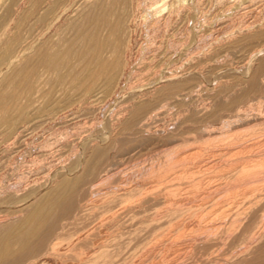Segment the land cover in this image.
<instances>
[{"label":"bare ground","instance_id":"bare-ground-1","mask_svg":"<svg viewBox=\"0 0 264 264\" xmlns=\"http://www.w3.org/2000/svg\"><path fill=\"white\" fill-rule=\"evenodd\" d=\"M70 8L75 11L72 40L63 37L66 28L58 32ZM233 72L244 75L229 78ZM261 87L264 0H0V264H123L124 231L116 206L142 186L133 185L125 195L124 190L109 195V190L101 203L94 197L96 202L80 204L81 192L121 174L124 167L115 165L114 158L130 134L170 140L180 123L218 117L223 109L230 111L218 122L197 128L202 143L225 140L231 153L252 148L264 140V96L255 102L243 97ZM174 148L158 154L162 163L155 172L170 178L153 181L165 188L179 178L176 166L200 154L196 148ZM223 155L201 157L194 168L210 169ZM250 155L233 160L227 170L233 178L264 163L263 154ZM187 170L193 172L192 166ZM228 179L206 186L203 193L210 200L218 188L224 193L205 211L218 210L221 219L231 215L222 231L246 244L231 253L232 259L213 264H264V215L255 212L264 199L260 185L252 183L235 200ZM152 198L156 200L150 193L147 199ZM242 200L248 201L247 209L239 207ZM92 207H102L109 222L78 228L85 216L78 211ZM180 210L176 204L169 216ZM247 216L251 218L244 222ZM207 225L215 232L212 222ZM130 228L132 234L143 229Z\"/></svg>","mask_w":264,"mask_h":264},{"label":"rangeland","instance_id":"rangeland-1","mask_svg":"<svg viewBox=\"0 0 264 264\" xmlns=\"http://www.w3.org/2000/svg\"><path fill=\"white\" fill-rule=\"evenodd\" d=\"M25 5L27 6L28 4L25 3L23 8H26ZM73 6L74 5H72L71 7L74 8ZM72 8L69 9L70 12L69 11H65L63 13V15L61 17V20H60L61 21V25H59L60 28L58 27L59 28L58 32H62L63 29L66 28L65 31L63 32L64 33L63 37L65 38V36H66V39L68 37L71 38V36L73 35V29H71V25H72V23L74 21V17H75L74 12L75 11L74 10L71 11ZM67 19H69V20H67ZM61 29H62V31H61ZM68 32H69V34H68ZM63 33H62V35H63ZM55 36H57V35H54V38H55ZM72 39L73 38H71L70 40H72ZM260 56L258 55L257 57H260ZM237 74H239V76ZM242 74H243V72L242 73L241 72H239V73L238 72H233L232 74H229L228 76H229V78L231 77L233 79L234 78L238 79V78H242L243 77L244 74L243 75ZM260 89H256L255 91L248 92L246 95H244L243 99L244 100L248 99L250 101L255 102V100H257L258 97L262 98L264 95L261 96V94H264L263 93L264 92V87H261ZM202 97H204L203 94H202ZM262 107H264V105H262ZM223 110H220V115L219 116H221V114L222 115L223 114H227L230 111L228 109H223ZM225 111H227V112H225ZM207 116L208 115H206L205 117L202 118V120H204L205 122L204 121H202V122L201 121H193L194 122L193 123L192 121H189V122L186 121V122H188L187 124H186V122H183L182 124L180 123L177 128L171 130L172 131L171 132L172 133V137H171L170 140H165V138L163 139L162 137H159V135L155 136L154 134H147V135H149V136H147L145 133L143 134V132H140L141 134L140 133H136L135 135L134 134H132V135L130 134L131 136L127 135L129 138L127 137L128 139H127V141H125L126 143L124 142L123 146L116 151L117 154H116V156L114 158L116 160L113 159L117 163L115 165H119L120 168L124 167L123 169H121L122 171L120 170L121 174L119 172L120 175L118 177H117V175L115 176L117 179L114 177V178L110 179L111 182L109 180H108L109 182H105L104 183L105 185L104 184L103 185H99L96 188L89 189V191L87 189H85V190H83L81 192L80 198H82L83 200L81 199L80 201H78L80 204L84 203L85 201L86 202H90V200H91V202H93L95 198H96L95 199L96 201L98 200L97 201L98 203H101L100 201L105 200L106 196H108V193L106 195V192H108L109 190L111 192V193L109 192L110 193L109 195H111L112 193H116V192L117 193H121V192H123V190H124V195H125L126 194V190L128 188L132 187L133 185L139 183L140 186H142L140 191L136 190L134 192V193H138V192L141 193L139 195V197H138L137 194H136L137 196L134 195V193H132L129 197H128V194H126L124 196L123 204L122 203L118 204L116 206L117 209L115 208L116 211H120L121 212L120 216L123 219L121 218L119 220L122 222V226H123L122 228L123 229L120 228V230L122 229L124 231V234H123L124 251L120 255L121 258L122 257L123 258L120 259L119 262H121V260H123L124 261L123 264H167V263L168 264H213L214 262L215 263L216 262L217 263H219V262L223 263L227 259L228 260L232 259L234 257L233 254L238 252L246 244V241L243 238H239L238 236L233 237V235L232 236L231 235L227 236V234H224V232L222 231V229L227 226V222H229L228 220H230V218L232 217L231 215H224V216H222V219H221L220 217H216V214H219L218 210H217L218 212L216 211L213 214H210V215L208 214L209 217L207 215V211L209 209L210 204H213L212 203L213 200H214V202L218 201L215 198L218 197V196L221 197L222 194L224 193L222 188L220 187V189L218 188V190L216 192H214L215 193L214 194L215 197L212 200H210L209 197L206 198V194L203 193V192H205V190H206L205 188H206V186L208 184H213V183L215 184V182L220 183V182H223L224 180H225L224 182H227V179H228L227 176L228 175L230 176V174H231L230 178L228 179V181L232 182V184H231V186H232L231 187V193L229 194V196L231 198L234 197L235 200L240 198L241 197L240 193H241V191L243 189H246L247 186L251 188L254 185H260V190H261L260 192H261V194L264 197V193L262 192V191H264V188H263L264 187V179H263L264 178V170H262V169H264V163L261 165V167H259L260 169L262 168L261 171H259L260 169L258 168V170L255 171V172L247 173V174H244L242 176H238L237 178L236 177L233 178L235 176L233 171H230V172L227 171L232 166L231 163H233V160L238 158V156H240V155L244 156L246 154H249V155L251 154L250 156L258 157V156H261L263 154L262 157H264V140L263 141L262 140L259 141L255 146L253 145L252 148H245V149H241L240 147L234 148L232 151L235 150V152H237L238 149L242 150L240 153L233 152L235 154V156H234L233 153H231V151L230 152L229 151L226 152V150H229L228 148H230V147L225 146L226 145V141L225 140H223V141L222 140H220V141L218 140L217 141V139H215V138H210V140L202 143V139L200 137H198L200 135L199 129L197 130V128H199V125L204 124V123L212 124V122L216 123V122H218L217 118H219V116L218 117L217 116H215V117H207ZM209 118H211V119H209ZM213 118L217 119V120H214ZM85 119L87 120V118H85ZM205 119H207V120H205ZM206 121H208V123ZM189 123L191 124L190 126H189ZM193 127H194V129H193ZM238 127L241 128L242 126L238 125L237 128ZM195 130H197V131H195ZM198 133H199V135H198ZM167 134H170V132H168ZM134 136L135 137L138 136V137L135 138ZM139 136L142 137V138H140ZM158 137H159V139H158ZM194 137H196V138H194ZM133 138L135 139V141H133ZM173 138H175L176 140H173ZM130 140H132V142ZM198 141H200L202 144H200V142H198ZM182 142H185V144L187 143L186 144L187 146L185 144H183ZM213 144H214V146H213ZM198 145H199L200 149L198 148ZM169 146L175 147L174 148L175 150L180 149V150H183V151L184 150L185 151H191L192 148H196V150L200 151L199 155H201V156L197 155L196 156L197 158L193 157V158L189 159L191 161L188 160L189 162L187 161L185 163H181L180 165L176 166L177 170L180 171V172L177 171V173H176L180 179L179 178L177 179V177L174 178V180H172V182L170 181L171 185H172L173 182H175V183H173L172 187L170 186V188L169 187L165 188V187H163V185L160 186L161 182H155L154 183V181L160 180V181H162V183H165V181H167L170 178V177L166 178L169 173H166L164 175V173L161 172L158 175V173H156L155 170H157V168L162 163V161H160V158H159L160 156H158V154L161 155L160 151L162 149H164V148L169 147ZM209 146H210V148H209ZM215 146L218 148L217 151H216L217 148H215ZM223 148H224V152H223ZM210 149H212V150H210ZM220 150H221V152H220ZM118 151H119V153H118ZM155 152H159V153H155ZM221 153L222 154L224 153L225 155H223L221 159L218 158L217 164H215V166L214 165L211 166L210 169L209 168L208 169L205 168V170H204L203 168H200L198 170V169L194 168L195 164H196L195 165V167H196L197 165H200L202 163V162H200V158L201 157L202 158H206L208 155L219 156V155H221ZM227 153H229V154H227ZM255 153H256V155L254 156ZM203 154H205V155H203ZM238 154H240V155H238ZM116 157H118L119 159L116 158ZM231 158H233V159H231ZM195 159H196V161H195ZM191 162H192V164L190 165ZM193 163H194V165H193ZM189 166H192V170L191 171H193L195 169L198 170V171L197 172L193 171V172L190 173V170L189 171L187 170V168ZM178 167H179V169H178ZM215 167H217V168H215ZM176 168H174V169H176ZM182 168H184L185 170L183 171ZM223 169L225 170V172H224ZM222 170H223V172H222ZM178 172H179V174H178ZM182 172H184V173H182ZM187 172H189V173H187ZM256 172H257V174H256ZM188 174H189V176H188ZM190 174H191V176H190ZM118 178H119V180H118ZM164 178H165V181L163 182ZM115 179L118 180V181H116ZM137 180H139V181H137ZM246 181H248V182H246ZM260 181H261V183H260ZM193 183H194V185L196 187L194 185H192ZM252 183H254V185ZM155 185H158V186H155ZM94 189H95V191H94ZM184 189H186V190L184 191ZM92 191H94V192H92ZM154 191L156 192L157 195L154 194L155 193ZM221 191H222V193H220ZM235 192L237 193V195H236ZM104 193H105L106 196L104 195ZM150 193L152 194V196L154 195V197H156L155 198L156 200H154V198L147 199L148 195ZM142 195H143V197H142ZM211 195L213 196V194H211ZM103 196H104V199H103ZM131 196L132 197L136 196V197L132 198ZM165 197L166 198L167 197H169V198L171 197L172 198V199L170 198V200H168V202H170V203H168L167 201H164L166 199ZM137 198H139V199H137ZM204 198H205V200H204ZM249 198L245 199V200H249ZM134 200H137V201L139 200V201L137 203V201H134ZM96 201H94V202H96ZM242 201L244 202V200H242ZM242 201L239 203V207L241 209H242V207L247 209L248 208L247 206L249 205L248 201L244 202L245 205H244V203H242ZM202 202H203V204L205 206L203 204H200V205L198 204V203H202ZM79 203H76L75 205L78 206ZM262 203L264 204V199L261 201V204ZM176 204L180 206V208L183 211L184 215H181L182 211L180 210L181 214H180V211H179V215L177 214V216H175V217L174 216L170 217L168 209L172 208V207H175ZM193 204L195 205V207H194ZM261 204H260V206L257 205L255 212L264 215V211H263L264 210V205L263 204L261 205ZM187 205H190V207L188 209L192 208L191 209L192 212L187 210V208H185ZM198 206H199V208H198ZM195 208H197V209H195ZM77 209L78 208L75 207V211L76 212H77ZM102 209H103L102 207L101 208L92 207V208H87V209L85 208L83 211H78L79 214L81 215V217H82V215H85V216H83V218L86 220V222L82 218L80 219V221L78 220V222H79V224L77 223V226H79L78 228H81V226H84L85 224L87 225L88 223L89 224L87 225L86 229H88L90 227V225L91 226H93V225L97 226V225L102 224V222H103V224L104 223H108L109 222L108 220L110 218L108 217L109 218L108 219L106 217L109 216V215H108V213L102 211ZM195 210H197V211H195ZM199 210H200V212H199ZM205 210H207V211H205ZM75 211H73V212H75ZM204 211H205L204 214L207 216V218L203 214ZM133 212H134L135 215L133 214ZM131 213H132L133 216L131 215ZM192 213H194V214H192ZM147 214L149 215V217H150V214L151 215L152 214L155 215V216H152V217H154V219L152 221L147 220L148 219V215ZM167 215L169 217H167ZM180 215H181V218H180ZM211 216L214 219L215 218L216 219L215 220L212 219ZM97 217H99V218L97 219ZM225 217H227V218H225ZM118 218L119 217H117V219ZM167 218H169V219H167ZM250 218L251 217H249V216L245 217L244 218L245 219L244 222H246L247 220H250ZM198 219H199L200 222L197 221ZM70 220L71 219H69L67 221H70ZM101 220H103V221L101 222ZM209 220H210V222H209ZM81 221H82V223H81ZM169 221H171V222H169ZM99 222H100V224H99ZM205 222L207 224H210L212 222L213 223L212 228H215V232L216 231L217 232L215 233L214 230L213 231L210 230V228H208L209 226L207 224H204ZM151 223H153L154 225L151 224ZM222 223H223V225H222ZM81 224H84V225H81ZM161 224H163V225H161ZM259 225L260 224H257L254 229H258ZM133 226L134 227L140 226L143 229L140 230L137 234H132L130 232H129L130 233L129 234L128 230H129L130 227H131L130 230L133 229L134 228ZM152 229L153 230L155 229V230L153 231ZM68 230L72 231V229H68ZM178 230H179V232H178ZM152 232H154V233H152ZM78 233H82V231L80 230V232H78ZM206 235H207V237H206ZM208 238H210V239H208ZM195 243H196V247H195ZM193 247H194V249H193ZM196 249H198V250H196ZM231 253H233V254H231ZM116 264H119V263H116Z\"/></svg>","mask_w":264,"mask_h":264}]
</instances>
